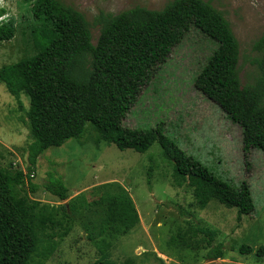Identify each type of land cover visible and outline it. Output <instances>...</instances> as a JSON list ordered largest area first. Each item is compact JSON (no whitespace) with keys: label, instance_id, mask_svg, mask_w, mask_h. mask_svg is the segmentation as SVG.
<instances>
[{"label":"rangeland","instance_id":"1","mask_svg":"<svg viewBox=\"0 0 264 264\" xmlns=\"http://www.w3.org/2000/svg\"><path fill=\"white\" fill-rule=\"evenodd\" d=\"M82 13L91 22L99 12L117 15L136 6L158 11L171 0H58ZM229 23L239 46L241 86L253 84L257 70L252 63L256 53L252 45L264 37V0H209ZM34 0H0L5 16L2 24H11L13 36L0 43V69L34 56L39 51L33 31L50 40V26L36 10ZM95 44L98 28L91 29ZM216 48L197 30L191 31L172 49L167 61L141 92L123 126L152 129L160 125L163 134L185 154L192 156L224 182L237 186L246 183L254 211L237 219L229 209L208 200L200 208L192 189L173 184V169L162 156L157 143L144 154L120 151L113 145L96 142L89 124L80 139H72L58 148H50L36 161L31 193L26 186L20 196L33 213L43 207H74L68 219L55 216L56 224L38 229L39 251L33 257L38 264H264L255 257L264 244V154L242 151L240 128L232 124L220 108L194 88V79ZM17 101L0 83V167L26 172L27 148L31 137L27 128L28 99ZM148 173L150 186L147 185ZM49 174L68 189V199L59 201L45 191ZM123 189L130 197L138 222L126 235L110 239L98 235L102 205L100 199ZM69 207V206H68ZM196 226L215 232L211 246L223 245L224 257H207L203 235H194ZM92 238V240L90 239ZM105 241L108 248L102 245ZM251 248L248 255L240 246Z\"/></svg>","mask_w":264,"mask_h":264},{"label":"trees","instance_id":"2","mask_svg":"<svg viewBox=\"0 0 264 264\" xmlns=\"http://www.w3.org/2000/svg\"><path fill=\"white\" fill-rule=\"evenodd\" d=\"M36 10L50 26V40L33 31L39 51L32 57L0 69V83L16 99H28L26 125L31 137L27 148L26 172L0 167V264H38L33 257L39 251L38 229L56 224L55 216L68 219L73 206H28L20 192L32 185L37 159L48 149L58 148L72 139H80L89 124L96 142L118 150L147 152L154 143L173 169V184L192 189L200 208L213 200L229 209L237 219L253 213L254 204L246 183L237 186L222 181L200 162L179 150L162 132L129 129L123 120L134 106L141 88L158 66L163 65L173 48L191 31L197 30L216 45L194 79V88L217 105L226 118L241 131L242 151L264 154V37L252 46V63L257 70L253 84L241 86L239 46L229 23L209 0H171L158 11L136 6L117 15L99 12L91 22L71 6L58 0H34ZM5 11L0 9V20ZM98 28L95 44L91 29ZM13 36L11 24L0 23V43ZM148 173L147 185L150 186ZM45 191L64 202L68 189L54 174H49ZM127 193L102 197V220L98 235L114 240L126 235L138 222V215ZM69 206V207H68ZM203 235L207 257L223 259V245L211 246L214 231L196 226L194 235ZM92 240V238H90ZM107 249L105 241H101ZM252 252L240 246L239 253ZM255 257L264 259V244ZM91 264H108L97 260Z\"/></svg>","mask_w":264,"mask_h":264}]
</instances>
